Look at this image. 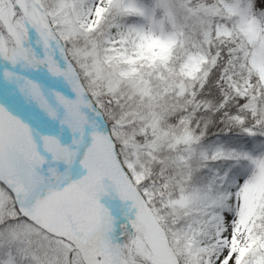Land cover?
I'll return each instance as SVG.
<instances>
[{"label": "snow or ice", "instance_id": "6c2138e0", "mask_svg": "<svg viewBox=\"0 0 264 264\" xmlns=\"http://www.w3.org/2000/svg\"><path fill=\"white\" fill-rule=\"evenodd\" d=\"M0 264H264V0H0Z\"/></svg>", "mask_w": 264, "mask_h": 264}]
</instances>
